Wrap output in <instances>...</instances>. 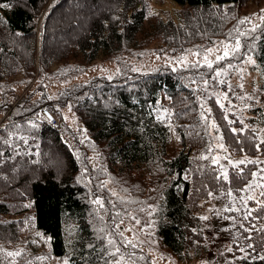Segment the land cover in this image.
I'll return each mask as SVG.
<instances>
[{"label":"trees","instance_id":"1","mask_svg":"<svg viewBox=\"0 0 264 264\" xmlns=\"http://www.w3.org/2000/svg\"><path fill=\"white\" fill-rule=\"evenodd\" d=\"M170 1L180 6L176 18L158 17L149 22L143 0H0L8 5L0 7V81L25 79V75L31 79L35 74L65 78L70 73L69 78L126 45L157 38L179 50L176 47H185L186 40L200 42L201 30L220 31L225 21L222 9L256 3ZM75 3L80 9L74 8ZM255 29L242 36L240 50L243 57L250 54L254 58L261 75L259 88L264 90V20ZM233 30L224 39L231 40ZM215 36L207 37L206 45L218 39ZM58 63L63 64L56 72L51 67ZM190 73L195 77L188 80ZM210 73L207 66L193 64L180 69L158 67L146 73L127 71L113 79L95 76L74 83L51 98L44 91L42 97L30 95L10 108L11 102L0 101V244L18 243L28 223L48 237L53 257H66L68 264H105L86 186L62 135L72 133L61 119V108L69 106L108 167L126 172L145 166L150 175L163 172L153 187L147 180L151 195L160 199L155 233L176 256L189 250L199 252L205 235V221L196 213L200 201L209 193L226 196L232 190L236 195L248 179V171L240 170L229 171L225 181L203 156L208 139L194 83L210 78ZM42 107L60 121L59 129L42 116ZM251 112L254 116L249 120L263 125L262 108L255 105ZM216 118L220 123V117ZM225 125L229 140L241 137L238 129L233 133L229 123ZM171 131L180 146L174 153L168 149ZM262 193L264 189L262 203L251 209L247 219L246 208L239 212L241 227L231 237L230 247L232 254L239 255L238 264H264Z\"/></svg>","mask_w":264,"mask_h":264},{"label":"rangeland","instance_id":"2","mask_svg":"<svg viewBox=\"0 0 264 264\" xmlns=\"http://www.w3.org/2000/svg\"><path fill=\"white\" fill-rule=\"evenodd\" d=\"M143 3L149 22L158 17L175 19V10L180 8L170 0H143ZM75 7L78 10L81 6L76 4ZM226 9L220 12L225 16L220 31L201 30L198 33L200 42L192 40L193 38L186 40L189 42L185 47H176L179 50L157 38L143 44L139 42L136 46L126 45L120 52L96 59L84 71L69 78L67 76L70 73L65 78H43L36 77L35 74L31 79L25 75V79L19 76L15 81H12L14 78L0 81V101L11 102L8 106L10 108L19 100L22 104L21 100L30 95L33 98L42 97L44 91L51 98L64 87L87 82L95 76L113 79L127 71L146 73L165 66L171 69L189 68L197 62L207 66L203 59L205 55L215 64L216 56L223 55L224 45L230 46L229 56L212 66L211 77L199 78L194 83L199 94L198 110L205 122L203 131L208 139V148H205L203 156L211 161L221 175L242 169L248 171V179L242 186L243 191L236 195L234 191L228 190L226 192H231V195L227 193L225 196L223 192H216L200 201L196 213L207 219H203L205 235L201 250L197 253L189 250L176 256L162 245L155 233V211L160 199L151 195L147 180H150L151 185L156 183L157 178L159 182L163 172L150 175L145 166H134L126 172L108 167L100 159L97 146L89 143L88 132L69 106L61 108V119L72 132L62 135L77 160L79 179L86 186L92 222L101 241L99 244L102 254L105 255V264H238L239 255L232 254L230 247L231 237L241 227L242 216L239 212L245 208L248 212L262 203L261 192L264 187L261 185H264V172L261 169H264V144L260 142L264 141V124L250 121L249 118L254 116L251 109L255 105L260 106L264 112V90L259 88L261 75L252 55L245 54L243 57L241 47L236 51L233 49L237 40L241 44L242 36L253 33L252 29L264 20V0L246 3L242 8L234 6L228 11ZM245 18L246 22L240 24ZM40 20L41 18L37 27ZM231 27L234 29L231 31L233 38L226 40L224 38H227L226 33ZM213 36L218 39L206 45L207 37L212 39ZM59 37L60 34H56V38ZM208 49L214 51L208 53ZM195 53L199 55H194ZM62 64L53 65L51 69L58 72ZM216 71L221 72L219 77H216ZM193 77V73L187 74L188 80ZM217 116L220 117L221 124ZM2 117L0 115V120ZM225 122L231 126L230 131L233 128L238 129L241 137L229 140ZM256 144H260L259 150L256 149ZM179 148L177 138L171 131L169 152L174 153ZM240 160L258 162L237 164ZM253 172L257 175L253 176ZM110 240L113 243L110 244ZM49 247L48 237L27 223L23 229L22 240L10 245L0 244V264H68L66 257H53L49 253ZM8 253L13 255L9 256Z\"/></svg>","mask_w":264,"mask_h":264},{"label":"snow or ice","instance_id":"3","mask_svg":"<svg viewBox=\"0 0 264 264\" xmlns=\"http://www.w3.org/2000/svg\"><path fill=\"white\" fill-rule=\"evenodd\" d=\"M0 7H8V5L7 4H4V3H0ZM262 19H264V17H262ZM246 20H247V18H245V20H241L239 23L240 24H244L245 22H246ZM252 31L254 32L255 31V29L253 28L252 29ZM240 35H245L244 33H240ZM253 40H255V36H253V37H251ZM224 42H221V44H223ZM229 45H227V44H225L224 45V52H223V55H217L216 56V62L218 63L219 61H221V60H224L225 58H227L228 56H229ZM240 48V42H239V40H237L236 41V45H235V49H233V51H236V50H238ZM214 51V49H208L207 50V52L208 53H211V52H213ZM194 55H199V53H195ZM204 61L206 62V64H207V67L209 68V69H211L212 68V66H213V62L212 61H209L208 60V56L207 55H205L204 56ZM195 66H199V62H197V64L195 65ZM221 75V72L220 71H216V77H219ZM222 83H223V81H222ZM205 84H207V81H205ZM240 87H243V85H240ZM221 107H223V105H221ZM209 112L211 111L210 109L208 110ZM225 118H227V117H225ZM213 127H216V125L215 124H213L212 125ZM231 131L233 132V133H236L237 132V129H235V128H233V129H231ZM261 144H264V141H261L260 142ZM221 147H222V145H221ZM255 147H256V149L257 150H259V148H260V144H256L255 145ZM252 163V164H255V163H257L258 161H252V160H240V161H238V162H236L237 164H245V163ZM261 171L262 172H264V169H261ZM243 172V170L241 169V173ZM252 175L253 176H256L257 175V173H255V172H253L252 173ZM218 179H219V177H218ZM223 179L225 180V181H227L228 180V175H227V173H224L223 174ZM261 187H264V185H261ZM238 191H243V189H240V190H238ZM232 193L231 192H229L228 193V195H231ZM209 195H211V193H209ZM262 195H264V193H262ZM249 199H252V197H249ZM226 210H237L238 211V209H226ZM251 209H249L248 210V212H247V214L245 215V219H247L248 218V216H250L251 215ZM202 219H207V217H202ZM247 230V229H246ZM109 243L111 244V243H113V241H109ZM249 247H251V245H249ZM117 251H119V249H117ZM241 251H243V249H241ZM8 255L9 256H11V255H13V253H8ZM261 259H264V257H261Z\"/></svg>","mask_w":264,"mask_h":264},{"label":"built area","instance_id":"4","mask_svg":"<svg viewBox=\"0 0 264 264\" xmlns=\"http://www.w3.org/2000/svg\"><path fill=\"white\" fill-rule=\"evenodd\" d=\"M42 115L46 117V119L49 121V123L53 126L54 129H59L60 122L54 117V115H51L47 110L42 109Z\"/></svg>","mask_w":264,"mask_h":264}]
</instances>
